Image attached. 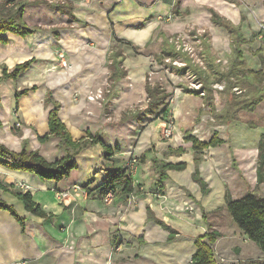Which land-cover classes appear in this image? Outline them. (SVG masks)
I'll return each instance as SVG.
<instances>
[{
	"label": "crops",
	"instance_id": "crops-1",
	"mask_svg": "<svg viewBox=\"0 0 264 264\" xmlns=\"http://www.w3.org/2000/svg\"><path fill=\"white\" fill-rule=\"evenodd\" d=\"M6 1L0 0L2 12L12 6V2ZM18 1L25 2L21 19L36 29L24 37L4 32L2 36L7 41L0 43V143L15 151L26 140L29 149H38L48 160L63 155L56 145L50 147L53 139L56 144L58 138L39 141V136L49 132L50 106L44 104L48 90L60 103L59 116L73 139L83 137L89 130L99 133L106 144L120 146L115 143L117 137H112L110 142L104 140L108 126L91 130L85 125L87 121L78 110L88 102L72 103L70 98L74 87L71 84L75 77H81L83 59L85 64L92 56L106 67L111 63L106 48L111 38L133 48H144L160 39L163 42L160 51L164 55L168 47L164 40L178 34L189 36V30L196 28L207 32L208 52L225 56L231 50L230 34L212 21L215 13L239 27L245 39H252L241 45L243 56L248 53L253 61L251 68L260 69L253 59L255 55L248 51L264 43V0H92L84 5L80 0ZM58 2L65 3V11L55 7L54 3ZM87 40L95 41L96 48L86 46ZM29 59H33L29 68L15 79L2 78L3 65L9 72ZM61 61H66L67 66L61 65ZM66 69L71 72L69 78ZM33 85L34 90L15 97L17 90ZM205 101L206 106L213 103L203 97L201 103L205 105ZM178 108L174 112L171 136L160 139L157 131L162 129V120L158 117L141 134L139 154L143 150L148 152L142 162L132 167L133 183L139 184L140 191L132 205L126 203L124 194L115 196L111 203L87 195V189L97 188L110 171L125 168L129 163L128 149L119 147L107 159L99 143L87 145L75 157L77 168L58 182L0 165V183L5 186L0 188V198L25 218L22 232L19 222L7 210L0 209V264H185L191 259L196 237L210 231L219 233L211 243L216 264H239L262 258L261 249L228 213L225 199L227 193L237 199L249 190L264 196V182L257 184L256 173L258 143L264 126L250 127L241 120L224 123L215 114L218 121L211 134L199 138L197 127L181 120L187 106L179 104ZM18 121L20 134L17 135L13 126ZM132 132L127 135L122 131V143L133 144L129 141ZM214 132L222 142L198 152V175L206 183L203 193L192 178L194 150L192 142L184 136L208 141ZM153 157L167 163L186 164L182 170H166L161 194L156 192L159 174ZM12 191H29L33 201L49 216L40 217L27 211ZM147 207L153 216L177 231L171 239L168 230L148 218ZM203 240L207 241V237ZM69 247L72 251H67Z\"/></svg>",
	"mask_w": 264,
	"mask_h": 264
},
{
	"label": "trees",
	"instance_id": "trees-1",
	"mask_svg": "<svg viewBox=\"0 0 264 264\" xmlns=\"http://www.w3.org/2000/svg\"><path fill=\"white\" fill-rule=\"evenodd\" d=\"M6 2H12V6L8 8L5 12L0 11V43H5L7 41V39L2 36V33L4 32H11L24 37L28 34L33 33L36 29L27 26L21 19V14L25 2H20L18 0H16V2L14 0H7ZM44 2L47 3V0H44ZM54 4L57 5L55 7H57L58 9L65 11L66 5L64 2H58ZM211 19L213 22L225 27L228 30L230 37H232V54L234 53V56L237 59L235 60V62L232 63V66L230 67L229 71L231 72V74H234L235 77H237V81H235L234 86L238 87L239 85H241L240 74L242 76V80H246L248 83L246 89H249L247 90L248 95H251L249 100L248 98H234L233 101L235 104L238 105L237 109H243L245 111L253 113L256 106L260 102H264V94H258V91H260L259 89H261L259 83H261V80L263 78V73L261 71L262 69L254 70L252 68L247 67L241 48V45L243 43H248L252 39H245L240 33L239 27L225 22L223 19L219 18L215 13H212ZM201 37L203 36L201 35ZM205 37L206 36L204 35L203 39H206ZM164 43L168 45V47L166 48L167 50L163 51L165 57L174 59L177 56V52H175L176 49L172 47L173 45L171 46L168 41L164 40ZM204 46L207 47L206 42H204ZM168 49H171V51H168ZM253 55L258 56L261 62H264V46L254 51ZM32 62L33 59H29L25 62L17 64L9 72H7L6 66L3 65L1 67L2 78L15 79L21 72L29 68ZM191 65V62L189 61L187 66L181 67L182 69L177 68V72L181 74H183L185 70H192L193 72L194 70L192 69ZM194 67L197 70V72H194L201 76L203 71L200 68L198 69L196 66ZM110 68L112 69V74L114 76L112 78L113 80H117L118 78L123 76L124 72L120 68V60H117L116 57H112ZM222 79H226V76L224 75L221 78L219 77L217 79V82H220ZM201 82L202 89L205 90L206 84L203 81ZM35 88V85H33L31 87L17 90L15 92V97L27 94L28 91L34 90ZM145 91L148 100L145 108H143V110L135 112L131 118L139 120L141 116H147L151 114L166 116L168 114V107L162 105L165 104L166 98L170 93H168L164 88L159 85H150L149 83H145ZM186 92L199 95L201 90L187 88ZM44 104L46 106H50L47 116L49 132L44 134L43 136H39V141L42 143L45 142L50 136L57 137L59 139L57 145L58 148L63 151V155L54 160H48L39 152L38 149H29L27 147L26 140L23 141L22 147L19 151L12 150L3 143H0V165L11 170H19L32 173L41 180H53L55 182H58L61 179L69 176L71 171L77 168V162L75 157L87 145H94L99 143L104 151V158L107 159L108 157H111L114 154L115 150H119L117 145L112 147L106 144L102 140L99 133H92L89 130L86 131L83 137H80L76 140L73 139L71 133L68 131L64 122L59 116L60 103L53 98L50 90L45 93ZM216 117L224 123H228L232 120H241L248 124L250 127H255L259 124L252 120L242 119L241 116L237 113V110L235 112L230 113L229 116L224 111H221L220 113L216 114ZM259 117L261 120H264V111ZM260 123L261 124L259 125L264 126L263 122ZM184 139L192 142V147L194 150L195 169L192 173V178L200 185L202 192L205 193L206 183L198 175L197 164L200 159V157L198 156V152H201L202 149L207 148L209 146H215L221 143L222 140L217 137L216 132H214V134L208 141H202L196 138L195 136L188 134L184 136ZM178 150L180 151V149ZM147 152L148 150L142 151L139 158H137V161L142 162ZM152 161L153 164L157 167L159 174V179L157 182L158 189L156 190V192H159L160 194L164 187L163 180H165V178L167 177L166 170H182L186 166L185 162L167 163L158 159L157 157H153ZM256 173L257 184L260 182H264V132L262 133L258 143ZM138 186L139 184L135 185L133 183V178L129 167L125 166V168L123 169H113L112 171H110L97 188L87 189V195H93L102 199L103 195L108 191L116 190L115 196H117L118 194H124L127 197L128 194L131 192H134L136 194L140 193L137 188ZM0 188H5V186L0 183ZM12 192L19 200L23 202L25 209L30 213L40 217L49 216L40 208L37 203H35V201H33L32 195L29 191ZM225 200L226 209L232 219L236 222L238 227L245 233V235L257 244V246L261 249L264 254V196L258 195L254 190H249L244 196L237 199L231 198V196L227 193ZM0 209L7 210L19 222L21 226V231L24 232L25 218L19 215L11 204H8L6 201L0 198ZM147 214L148 218L153 219L156 223L160 224L164 229L169 231L168 239H171L174 234H176L177 231H175V229H173L170 225L153 216V213L149 207H147ZM204 216H206V214ZM217 235H219L218 232L210 231L207 234H203L201 236L196 237L194 241L195 249L190 259L192 261V264H216L211 248V243L214 242ZM204 237H207V241L203 240ZM239 264H264V255L262 258L250 259Z\"/></svg>",
	"mask_w": 264,
	"mask_h": 264
},
{
	"label": "rangeland",
	"instance_id": "rangeland-1",
	"mask_svg": "<svg viewBox=\"0 0 264 264\" xmlns=\"http://www.w3.org/2000/svg\"><path fill=\"white\" fill-rule=\"evenodd\" d=\"M91 1L92 0H80L83 5L88 4ZM190 31L189 36L187 34H181L182 38L179 41H182L186 46L191 47V51L189 52L184 50L182 46L178 48V44H175L174 41L170 42L168 39L166 41L176 49L175 52H177V56L175 58H177L179 62L184 61L185 66H187L190 61L192 69L195 72H197V70L194 66L203 71L201 76L194 71L192 72V70L185 71L183 74L178 73L177 68L184 66L174 64L167 60L165 55H162L160 48L163 42L160 39H156V44L153 42L144 48H133L126 43L116 41V38H111L106 46L108 49L107 52L111 57L110 60H112V57H116L117 60H120V68L124 72L123 76L117 80H113L112 78L114 76L112 74V69L110 68L111 63L106 67V64L102 63L100 59H96V57L92 56L86 64L83 63V59L79 74L81 77L80 79L75 77L74 83L71 84L74 86L71 87L72 91L70 94L72 103L75 100L80 101V104L88 102V105L85 107L82 106V108L78 110L83 114L87 121L85 125L90 127L91 130H94L96 127L101 129L104 125L105 127L108 126L109 131H105L106 134L103 137L104 140L110 142L112 137H117L118 140H116L115 143H119L118 145L120 146H118V148L121 147V149L129 150L127 152L129 160L133 157L136 159L139 158L141 154H139V152L142 149L141 134L144 129L152 125L155 118L158 117L162 120V129L160 127V130L158 129L157 131L160 133L159 135H161L160 139L164 140L171 136L175 123L174 112L179 109V104L185 105L188 108L187 112H183L181 117L182 122L184 124L193 125V127L196 126V135L199 138H205L211 134L213 125L218 121L214 118V115L221 111H224L229 116L230 113L237 110V113L244 120H252L259 124H261L260 122H263L264 124V120H261L259 117L264 111L263 101L260 102L254 110V113L257 114H255L256 116H253L252 113L243 109H237L238 105L233 101L234 98H248L249 100L251 95H248L247 90L249 89H246L248 83L246 80H242L241 74V85L235 87L234 85L235 81H237V77L229 71L232 63L237 59L234 56V53L232 54V37H230V53L223 56L217 55L211 50L210 52L207 51L204 46V42L207 43V41L206 39H203L204 35H207L205 30L203 32H201L202 30H198L199 32H197L196 28H192ZM201 35L203 37H201ZM84 44L96 48V43L93 40H87ZM263 46L264 43L258 48ZM127 48L129 49L128 51ZM254 51L250 50L248 52L254 53ZM244 58L246 66L251 68L253 61L250 60V55L247 53ZM142 59L145 60L144 63H140ZM253 59L256 60L257 66L262 69L261 71L263 73V78L261 83H259L261 89H259L260 91H258V94H264V62H261L258 56H254ZM88 62L89 64H87ZM66 64V61H61V65L66 67ZM101 64L104 65L102 66ZM143 65H145V67H143ZM70 73L71 72L66 69L67 78H69ZM224 75L226 76V79L217 82V79ZM197 78L198 80L201 79V81L206 84V89L204 90V95L206 94L205 96L201 94L192 95L186 92L187 88H190L192 82ZM79 81L80 84H77ZM145 83L159 85L170 93L166 98L165 104L162 105L170 109V111L167 110L168 114L166 116L151 114L141 116L139 120L131 118L135 112L143 110L148 102ZM99 90L102 91V98H98L97 101L88 100L87 95L97 93ZM200 90H203L202 87H200ZM30 97H32V100L35 99L33 96ZM203 97L209 99V101H213V103H208L209 106H206L205 101V105L202 104ZM13 128L16 130L20 129V122H16ZM16 130L13 132L17 135L20 134L18 130ZM122 131H126L127 135L130 131H134L132 132L134 134L130 136L129 140L133 143V146L131 145L132 147L128 146V142L122 143ZM49 139L50 138L45 142ZM55 141L56 139H53L51 142V149L54 148L55 145L57 149H59L57 145L58 142L55 144ZM48 152L50 151L48 150ZM57 153L58 152H56V154ZM48 155L52 156V154L49 153ZM138 163H140V161ZM126 203L128 204V201H126ZM132 204L133 203L131 202L128 205ZM65 235H67V233ZM67 251H72V248L69 247Z\"/></svg>",
	"mask_w": 264,
	"mask_h": 264
},
{
	"label": "built area",
	"instance_id": "built-area-1",
	"mask_svg": "<svg viewBox=\"0 0 264 264\" xmlns=\"http://www.w3.org/2000/svg\"><path fill=\"white\" fill-rule=\"evenodd\" d=\"M190 32L191 31L189 30V34H190ZM197 32H199V31L197 30ZM201 32H203V30ZM181 36H182L181 34L170 36L168 38V41H170V42L174 41L175 44L177 43L178 44V48L180 46H182V48L184 50H186L188 52L191 51V47L186 46L185 43H183L182 41L179 42L181 40V38H182ZM165 58L167 60L173 62L174 64L185 66V62L184 61L179 62V60H177V58H175V59H171L169 57H165ZM200 87H202V82L200 80L196 79L195 81L192 82V86L190 88L191 89L195 88V89H199L200 90ZM204 93H205L204 90H201L200 94L204 95ZM87 98H88V100L97 101L98 98H102V91L99 90L97 93H94L92 95H87ZM136 163H137V159L135 157H133L131 160H129V163L127 164V166L130 169L131 174H132V169H133L132 167ZM115 193H116V190L108 191L107 193H105L103 195V197H102L103 201L105 203H111L113 198H114V196H115ZM127 201H128V204L131 203V202L135 203L137 201L136 193H134V192L133 193L132 192L129 193L128 196H127ZM185 264H192V261L188 260Z\"/></svg>",
	"mask_w": 264,
	"mask_h": 264
}]
</instances>
